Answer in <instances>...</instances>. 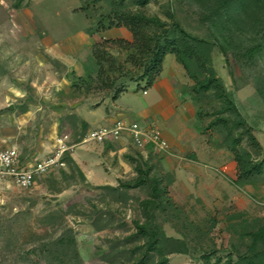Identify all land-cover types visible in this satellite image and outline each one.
I'll return each instance as SVG.
<instances>
[{"label": "rangeland", "instance_id": "obj_1", "mask_svg": "<svg viewBox=\"0 0 264 264\" xmlns=\"http://www.w3.org/2000/svg\"><path fill=\"white\" fill-rule=\"evenodd\" d=\"M82 5V0H0V152L16 147L27 164L54 154L57 138L65 134L77 143L66 151L65 166L38 177L31 188L0 171V264H249L242 257L264 246V174L254 183L235 184L236 161L221 118L229 124L245 119L263 150L246 134L239 147L252 159L264 157V53L243 56L264 42V13L256 21H218L216 0L145 5L126 0L123 6L104 0L88 10ZM114 7L154 19L152 31L171 25L174 14L187 31L213 43L212 65L227 99L203 92L196 100L194 80L167 54L186 72L179 87L195 115L200 158L186 152V159L169 161L124 139L80 143L100 127L87 121L91 111L113 100L98 81L91 44L103 38L100 17ZM104 51L105 62L115 63L111 75L117 85L130 86L123 104L132 110L122 119L145 124L139 112L146 80H130L141 72L130 60L135 51L115 43ZM86 143L105 146L117 189L86 181L73 159V151ZM156 178L166 190L160 199L154 196ZM164 236L182 240L185 252L175 251Z\"/></svg>", "mask_w": 264, "mask_h": 264}, {"label": "trees", "instance_id": "obj_2", "mask_svg": "<svg viewBox=\"0 0 264 264\" xmlns=\"http://www.w3.org/2000/svg\"><path fill=\"white\" fill-rule=\"evenodd\" d=\"M83 10H88L91 6L104 0H82ZM112 3H117L123 6L126 0H108ZM134 2L145 5L149 0H133ZM216 8L213 14L218 21L222 19L233 20L234 18H245L247 20L256 21L257 14L264 13V0H216ZM172 24L163 26L161 30L152 31L154 19H151L141 13L125 11L121 8L114 7L110 14H102L99 20L101 30L112 27H125L132 34V40L126 39H106L102 38L96 41L92 46L93 57L98 67L97 78L101 83V87H107L112 92V98L116 99L118 95L127 89V86L117 85V77L112 76L114 70V61L106 63L104 58L106 52L104 48L107 44L115 43L124 48L130 49L133 52L130 55V60L134 64L139 65L141 72L137 76H131V81L146 80V87L151 86L161 75L162 66L165 56L168 53L174 54L176 59L184 66L186 72L194 80L192 92L195 94V99L199 100L203 92H214L216 98H228L226 87L221 78L215 72L212 65V46L213 43L205 38L194 35L187 31L176 19L174 14L171 15ZM108 24H105V20ZM160 22V21H159ZM264 40V39H263ZM224 50V47L221 46ZM257 53H264V42L256 44L245 50L243 56L247 59H253ZM227 64H230L229 58L226 57ZM233 75V73H231ZM125 84V83H123ZM108 91V92H109ZM233 110L237 113L238 110L231 103ZM228 127L227 147L234 153L236 161V179L235 184L238 186L254 183L264 174V157L260 159H252L249 153H245L239 147V143L244 134L247 135L250 143L256 145L260 152L263 148L258 138L253 133V128L242 117L234 120L229 124L227 118H221ZM87 127V123H85ZM242 128V132L234 136L236 129ZM152 153V150L148 151ZM154 196L158 199L166 192L164 188H160V180L154 179ZM121 186H129V183H121ZM110 186L117 189L115 186ZM140 232H145L143 226H139ZM164 240L170 244L176 245V250L185 252L184 242L178 238L165 237ZM62 242V241H61ZM71 246H75V242L71 240ZM153 243V238L150 244ZM243 260H247L249 264H264V246L252 251L249 255L243 256ZM162 264H167L166 260Z\"/></svg>", "mask_w": 264, "mask_h": 264}, {"label": "crops", "instance_id": "obj_3", "mask_svg": "<svg viewBox=\"0 0 264 264\" xmlns=\"http://www.w3.org/2000/svg\"><path fill=\"white\" fill-rule=\"evenodd\" d=\"M102 37L106 39L132 40L131 32L125 27H112L104 30ZM93 43L91 44V50ZM186 79L184 68L169 55H166L162 66L161 75L148 87L143 88V94L147 96L144 100V108L139 112V118L146 121L156 122L163 130L164 136L170 142L173 149L185 157L186 152L202 155V144L199 132L193 125L195 115L191 103L186 100V95L180 92L179 82ZM130 91V86L121 92L116 99L110 102L107 108L103 103L97 105L91 111L87 121L90 126L98 123L110 125L118 119L128 117L131 108L123 104V96ZM106 103H109L106 100ZM92 118V119H91ZM98 147L92 143H86L73 151V159L82 171L86 181L92 185H111L113 171L105 162V151L103 144ZM195 153V154H194ZM161 156V155H159ZM108 156L106 155V158ZM163 159L170 157L162 156ZM178 160V159H176ZM231 169L235 166L232 164ZM230 169V170H231Z\"/></svg>", "mask_w": 264, "mask_h": 264}, {"label": "built area", "instance_id": "obj_4", "mask_svg": "<svg viewBox=\"0 0 264 264\" xmlns=\"http://www.w3.org/2000/svg\"><path fill=\"white\" fill-rule=\"evenodd\" d=\"M111 139H124L143 152L152 150L153 153L171 157L178 160L185 159L177 153L170 142L164 136L163 130L154 121H146L140 124L137 121L118 119L110 125H102L89 130L80 143L106 142ZM58 148L54 154L34 163L23 164L16 147L0 152V171L12 178L23 188H31L37 182V178L49 171L66 165L65 153L75 147L77 143H70L69 135L57 138Z\"/></svg>", "mask_w": 264, "mask_h": 264}, {"label": "water", "instance_id": "obj_5", "mask_svg": "<svg viewBox=\"0 0 264 264\" xmlns=\"http://www.w3.org/2000/svg\"><path fill=\"white\" fill-rule=\"evenodd\" d=\"M9 108H13V105H11Z\"/></svg>", "mask_w": 264, "mask_h": 264}]
</instances>
